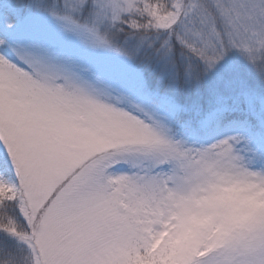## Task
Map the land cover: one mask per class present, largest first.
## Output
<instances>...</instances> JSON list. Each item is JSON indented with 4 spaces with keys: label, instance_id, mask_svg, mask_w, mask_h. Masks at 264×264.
<instances>
[{
    "label": "snow or ice",
    "instance_id": "snow-or-ice-1",
    "mask_svg": "<svg viewBox=\"0 0 264 264\" xmlns=\"http://www.w3.org/2000/svg\"><path fill=\"white\" fill-rule=\"evenodd\" d=\"M0 264H264V0H0Z\"/></svg>",
    "mask_w": 264,
    "mask_h": 264
}]
</instances>
